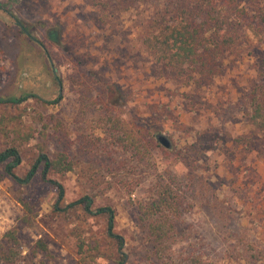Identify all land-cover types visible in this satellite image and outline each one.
Segmentation results:
<instances>
[{"label":"rangeland","instance_id":"rangeland-1","mask_svg":"<svg viewBox=\"0 0 264 264\" xmlns=\"http://www.w3.org/2000/svg\"><path fill=\"white\" fill-rule=\"evenodd\" d=\"M166 2L106 16L89 0H0V98H24L0 104V149L18 147L20 177L40 150L68 153L73 171L52 176L65 188L62 205L91 196L96 208L115 209L126 264H264V137L245 115L246 95L261 79L259 41L238 34L208 85L173 80L142 41ZM110 117L140 130L149 153L125 147ZM157 182L187 208L163 258L135 218ZM57 201L40 174L24 186L0 169V234L30 216L20 228L24 254L39 241L49 249L34 264H118L106 219L68 221L55 212ZM78 236L100 246L95 263L82 259Z\"/></svg>","mask_w":264,"mask_h":264},{"label":"trees","instance_id":"trees-1","mask_svg":"<svg viewBox=\"0 0 264 264\" xmlns=\"http://www.w3.org/2000/svg\"><path fill=\"white\" fill-rule=\"evenodd\" d=\"M104 15L113 9L120 11L138 7L153 0H89ZM160 14L148 21L142 41L147 51L158 62L163 71L173 80L183 84L205 86L222 74V55L237 44L238 34L249 31L258 41L260 55L256 60L257 72L261 77L250 93L246 95L245 115L264 137V0H168ZM24 98H0V104H21ZM58 101V100H57ZM57 101L52 103H57ZM122 144L133 149L139 156L149 153L150 147L142 138L140 130L123 125L112 117L107 119ZM23 157L17 146L0 149V169L18 183L27 186L40 174L44 182L53 184L58 192L55 212L70 221L73 218L103 217L106 219V237L115 243L118 264H126L124 238L116 232V212L112 207L94 206V199L85 196L72 203L62 205L65 188L53 175L73 171V162L68 153L62 152L52 157L40 150L31 169L24 177L17 175ZM136 223L148 233L162 258L176 244V230L182 213L187 211L184 202L170 184L157 182L154 193L138 205ZM30 216L22 218V225L0 234V264H34L37 252H48V246L39 241L24 254L21 248L20 228L32 223ZM86 222V221H85ZM79 254L83 260L95 263V252L101 257L100 246H90L84 236L77 237ZM93 245V243H92ZM91 252L89 254V248ZM32 252V257H30ZM31 258V259H30Z\"/></svg>","mask_w":264,"mask_h":264},{"label":"water","instance_id":"water-1","mask_svg":"<svg viewBox=\"0 0 264 264\" xmlns=\"http://www.w3.org/2000/svg\"><path fill=\"white\" fill-rule=\"evenodd\" d=\"M155 138L165 148L173 149L174 145H173L171 138L167 134H165L164 132L156 131L155 132Z\"/></svg>","mask_w":264,"mask_h":264}]
</instances>
